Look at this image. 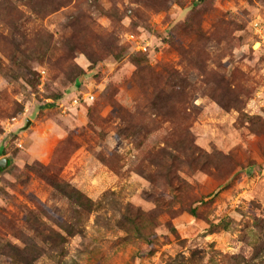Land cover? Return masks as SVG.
<instances>
[{
    "label": "rangeland",
    "instance_id": "1",
    "mask_svg": "<svg viewBox=\"0 0 264 264\" xmlns=\"http://www.w3.org/2000/svg\"><path fill=\"white\" fill-rule=\"evenodd\" d=\"M263 40L264 0H0V264H264Z\"/></svg>",
    "mask_w": 264,
    "mask_h": 264
},
{
    "label": "water",
    "instance_id": "2",
    "mask_svg": "<svg viewBox=\"0 0 264 264\" xmlns=\"http://www.w3.org/2000/svg\"><path fill=\"white\" fill-rule=\"evenodd\" d=\"M199 1V0H198ZM30 123V120L27 119L26 120V124H25V127L28 126V124ZM9 164L7 158H3V159H0V170L4 169L5 167H7Z\"/></svg>",
    "mask_w": 264,
    "mask_h": 264
},
{
    "label": "built area",
    "instance_id": "3",
    "mask_svg": "<svg viewBox=\"0 0 264 264\" xmlns=\"http://www.w3.org/2000/svg\"><path fill=\"white\" fill-rule=\"evenodd\" d=\"M263 42H264V40H263Z\"/></svg>",
    "mask_w": 264,
    "mask_h": 264
}]
</instances>
